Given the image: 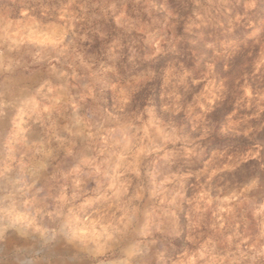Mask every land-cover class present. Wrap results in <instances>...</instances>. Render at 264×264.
<instances>
[{"label":"rangeland","instance_id":"1","mask_svg":"<svg viewBox=\"0 0 264 264\" xmlns=\"http://www.w3.org/2000/svg\"><path fill=\"white\" fill-rule=\"evenodd\" d=\"M0 264H264V0H0Z\"/></svg>","mask_w":264,"mask_h":264}]
</instances>
